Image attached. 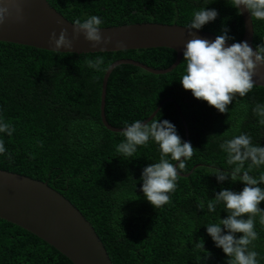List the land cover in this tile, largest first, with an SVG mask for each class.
<instances>
[{"label": "trees", "instance_id": "16d2710c", "mask_svg": "<svg viewBox=\"0 0 264 264\" xmlns=\"http://www.w3.org/2000/svg\"><path fill=\"white\" fill-rule=\"evenodd\" d=\"M47 1L70 22L97 15L105 21L102 27L137 23L185 26L194 11L211 2ZM229 2L208 4L219 15L201 30L219 35L227 27L234 38L230 42H239L244 23ZM252 21L255 47L264 42V21ZM99 55L106 60V70L119 59L165 69L177 56L169 48L76 54L0 41V110L16 129L11 137L3 136L12 159L0 156V170L46 182L64 195L92 224L113 264H225L226 255L215 247L204 225L217 221L219 212L221 218L227 213L221 208L208 213L206 203L221 188L239 191L244 185L239 181L218 184L212 169L229 167L218 147L223 139L244 132L252 136L253 143L264 146V125L253 113L257 103H264V87L254 86L244 97L237 94L229 111L219 113L182 87L180 78L186 67L183 56L167 74L155 75L129 64L112 71L105 98V117L110 125L122 128L125 121H144L166 98L178 103L187 124L193 157L180 174L176 191L170 194L171 202L154 208L140 191V176L145 166L158 161V146L150 142L131 158L117 152L123 137L108 130L100 116L106 70L97 72L87 64ZM160 117L175 124L186 141L174 103H165L152 120ZM262 171L253 169L251 174L258 176ZM202 203L204 210L200 209ZM260 207L264 208V202ZM255 221L259 238L253 245L259 264H264V225L258 216ZM203 243L204 248L198 246ZM207 253L210 257L205 256ZM0 264L73 263L45 241L0 219Z\"/></svg>", "mask_w": 264, "mask_h": 264}, {"label": "clouds", "instance_id": "9594fccd", "mask_svg": "<svg viewBox=\"0 0 264 264\" xmlns=\"http://www.w3.org/2000/svg\"><path fill=\"white\" fill-rule=\"evenodd\" d=\"M214 2L215 0H211L210 3ZM210 3L194 11L190 22L186 23L185 28L190 36L194 35L193 29L201 30L217 19L218 11L207 7ZM229 4L237 10V15L247 11L251 18L264 21V0H230ZM21 11L19 4L0 2V25L13 12L19 16ZM104 23V19L97 15L75 19L72 22L73 39L82 33L93 48L105 50L113 41L111 37L102 36ZM229 31L224 27L214 41L190 39L182 50L183 60L186 62L180 78L182 87L190 90L194 98L206 101L219 113L229 111L228 106L233 103L237 94L244 97L253 90L257 69L264 66V42L257 44L255 48L247 41L228 44V41L234 39L229 36ZM49 43L54 46L51 50L58 53L62 49L71 53L70 50L73 49L67 29H62L58 37L56 32H52ZM116 47H122V42L117 41ZM87 64L97 72L106 70V60L102 55L88 60ZM253 113L259 118L258 123L264 125V103H257ZM15 131V127L3 118L0 110V156L12 159L3 136L11 137ZM119 135L123 140L117 145V152L122 157H133L139 147H147L150 142L158 146V161L142 169L140 191L154 208L169 204L170 194L176 191L180 174L186 171L187 162L193 157L191 142L183 140L176 125L161 117L150 123L139 119L131 123L125 121ZM218 147L226 155L229 167L223 170L213 167L212 175L216 176L217 183L222 185L225 181H239L244 186L239 191L221 188L215 192L214 198L208 199V213H217V209L221 208L227 215L221 218L219 212V219L208 222L204 227L215 247L222 249L226 255L225 264H259V253L253 242L259 238L255 218L258 216L259 223L264 225V208L260 207L261 202H264V187H261L264 185V171L258 176L251 173L253 169H264V146L253 143L250 134L241 132L230 139H223ZM204 208L205 204L202 203L200 209ZM198 246L204 248V243ZM210 255L207 253L205 256Z\"/></svg>", "mask_w": 264, "mask_h": 264}, {"label": "water", "instance_id": "95a60500", "mask_svg": "<svg viewBox=\"0 0 264 264\" xmlns=\"http://www.w3.org/2000/svg\"><path fill=\"white\" fill-rule=\"evenodd\" d=\"M19 4V16L13 12L6 22L0 25V41L52 51L50 34L67 29L72 39L71 53H96L150 48H169L176 52L175 62L165 69H154L133 59H119L113 62L102 79L100 116L103 125L110 131L119 132L121 128L110 125L105 117V98L107 84L112 71L119 65L129 64L155 75L167 74L174 70L182 60L185 44L193 38L214 41L216 36L203 30H195L190 36L185 26L161 23H137L114 27H102L101 34L111 37L113 43L101 51L93 48L81 33L73 39V25L47 0H0ZM244 34L241 41L253 46L254 28L250 14H241ZM121 41L122 47H116ZM239 41V42H241ZM233 42L228 41V44ZM253 48H255L253 46ZM63 53H70L62 49ZM255 86L264 87V66H259L254 78ZM167 102L174 103L185 128L186 141L188 129L181 109L173 98L164 99L157 109L146 119L150 122L158 110ZM178 163V162H177ZM0 219L15 224L35 235L69 259L73 264H113L105 245L92 224L82 212L64 195L50 187L46 182L31 177L0 170Z\"/></svg>", "mask_w": 264, "mask_h": 264}]
</instances>
